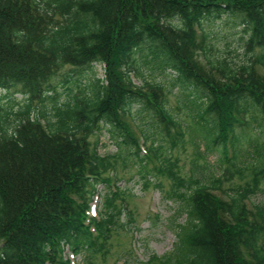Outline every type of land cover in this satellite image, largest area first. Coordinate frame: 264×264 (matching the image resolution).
<instances>
[{
  "label": "trees",
  "instance_id": "trees-1",
  "mask_svg": "<svg viewBox=\"0 0 264 264\" xmlns=\"http://www.w3.org/2000/svg\"><path fill=\"white\" fill-rule=\"evenodd\" d=\"M222 16L242 28L241 58L213 51L207 28ZM67 67L76 91L60 101L52 81ZM260 69L264 0H0V264H71L67 252L84 264L104 260L114 232L127 227L116 167L130 160L146 187L169 180L166 198L185 219L171 252L145 263L129 249L127 262L264 264V205L246 203L264 178ZM157 74L175 77L165 86ZM174 88L192 125L168 107ZM240 127L257 130L245 149ZM185 131L194 147L187 177L171 155ZM102 134L113 154L90 141ZM246 170L256 172L251 188L223 187Z\"/></svg>",
  "mask_w": 264,
  "mask_h": 264
},
{
  "label": "rangeland",
  "instance_id": "rangeland-1",
  "mask_svg": "<svg viewBox=\"0 0 264 264\" xmlns=\"http://www.w3.org/2000/svg\"><path fill=\"white\" fill-rule=\"evenodd\" d=\"M205 28H207V24H205ZM241 29L238 21L227 20L224 16L213 19L207 28V32H209L210 35V42L214 47L213 51L224 55L227 53V57L231 59H234L236 55L241 58L240 55L242 53L240 52V49L244 37V33ZM96 67L98 76L103 78V68L99 66ZM70 70L71 68L69 67L62 69L52 81V86L56 87L57 100L62 101L65 99L68 87L76 91V75L74 78H70L68 84L65 82V74ZM260 71L263 72L264 70L260 69ZM86 75L87 73H85V76ZM154 77L158 82H163V84L167 86V83L173 81L175 75L169 74L164 76L157 74ZM134 80L138 83V80ZM1 95H3L2 91H0V97ZM8 95L15 99L16 102L24 100L19 93L10 92ZM166 97L169 109L174 111L176 114L174 115L180 119V123L186 127L192 125V120L187 117V111L185 109L179 110L178 108V90L174 88L172 93L167 94ZM4 102L5 100L3 99V103ZM148 119L147 116H144L143 121L147 123ZM255 129L256 128H253V130ZM185 132L182 144L173 148L171 155L173 156V159L177 161V166L181 175L187 177L191 174V162L194 158V147L189 141V134L187 131ZM256 132L257 130L250 132L248 129H241V127L237 128L235 134L240 138V140H238V147L240 149L247 148L249 141L254 138ZM257 133H260L261 139H264V127L261 132ZM157 139H160V137H157ZM95 140H98L99 154L107 155L115 152V145L112 144L107 135L102 134L100 136L94 135L90 137L91 142H94ZM164 147L168 149L169 146L165 144ZM231 156L232 151L230 150L229 157ZM219 159L220 146L213 147L212 145L207 154V160L213 164L216 172L218 171L216 168ZM198 163L202 164V161H199ZM226 166L228 167L229 165ZM116 170L117 176L121 179L118 186L122 187L124 190L125 200L128 206L124 213L121 214L122 222H124L127 227L123 230L114 232L112 239L110 240L109 251L104 260L98 255L92 259L91 264H135L130 260L127 262V253L129 249L133 254V258L145 263L153 255L160 257L171 252L176 242L174 233L175 225L182 223L185 216L183 214L181 216H176V214H174L178 207H180L179 201L166 198L171 184L169 180L166 178H158L156 180L161 182V190L154 188L152 182L146 187V182L141 180L140 175H138L137 167L133 160H130L124 168H121V163L118 161ZM254 173L256 172L253 170H246L241 176L234 175L229 182L223 183V187L225 189H237L241 187L251 188ZM101 189L102 186H98V190L100 191ZM100 202L99 195L94 197L92 207H95L96 212ZM246 203L248 206L247 208L249 209H252L253 204L264 205V178H259L254 193L250 195ZM127 210L132 217L131 223H128L127 221L128 217L127 213H125ZM128 229H133V231L129 232ZM67 255L76 264H84L81 256L72 258L70 252H67Z\"/></svg>",
  "mask_w": 264,
  "mask_h": 264
}]
</instances>
